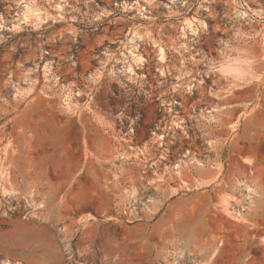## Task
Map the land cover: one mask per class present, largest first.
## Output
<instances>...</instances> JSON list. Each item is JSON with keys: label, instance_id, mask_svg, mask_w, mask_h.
I'll return each instance as SVG.
<instances>
[{"label": "rangeland", "instance_id": "374dc122", "mask_svg": "<svg viewBox=\"0 0 264 264\" xmlns=\"http://www.w3.org/2000/svg\"><path fill=\"white\" fill-rule=\"evenodd\" d=\"M3 261L264 264V0H0Z\"/></svg>", "mask_w": 264, "mask_h": 264}, {"label": "bare ground", "instance_id": "6f19581e", "mask_svg": "<svg viewBox=\"0 0 264 264\" xmlns=\"http://www.w3.org/2000/svg\"><path fill=\"white\" fill-rule=\"evenodd\" d=\"M27 9H28L27 11L29 12L30 9L29 8H27ZM28 15L30 16V13ZM27 19H30V18L27 17ZM194 27H195V20L191 19L185 24L184 29L187 28L188 30H191V31L194 32V30H195ZM158 56L160 58V61L164 60L165 51H164L163 47H159ZM243 59L244 58H242L240 55L238 57H235V58H229L226 61L227 62L226 65H224L222 68L227 73H230V75L231 74H237V76H238V74H240V72H241L242 64H244V60ZM136 61L142 63L144 61V59L143 58H139V59H136ZM233 76H234V78H238V77H235V75H233ZM212 113H213L212 111L209 112V114H212ZM177 167H178V165L175 166V168H177ZM249 190H251L250 187H249ZM1 264H21V263H13L11 261H3Z\"/></svg>", "mask_w": 264, "mask_h": 264}]
</instances>
